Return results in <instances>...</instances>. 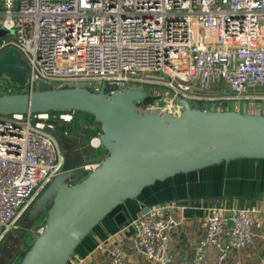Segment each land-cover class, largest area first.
<instances>
[{
    "label": "built area",
    "instance_id": "built-area-1",
    "mask_svg": "<svg viewBox=\"0 0 264 264\" xmlns=\"http://www.w3.org/2000/svg\"><path fill=\"white\" fill-rule=\"evenodd\" d=\"M8 47L28 67L25 84L14 92L37 90L40 81L53 87L82 82L98 91L105 82L107 92L145 90L151 100L137 104L147 110L178 115L182 97L204 109L239 110L230 106L233 99H259L251 91L264 90V0H0V52ZM11 82L2 84L9 93ZM225 89L229 94H221ZM81 112L0 115V243L64 170L66 153L52 120L67 132L85 118ZM185 206L155 203L132 219V251L169 264L171 234L182 223L174 209ZM200 228L196 262L210 255L223 262L264 231V209L212 203ZM112 238L97 247L108 253L101 264H125L130 252ZM68 264L94 263L90 255L73 254Z\"/></svg>",
    "mask_w": 264,
    "mask_h": 264
},
{
    "label": "water",
    "instance_id": "water-1",
    "mask_svg": "<svg viewBox=\"0 0 264 264\" xmlns=\"http://www.w3.org/2000/svg\"><path fill=\"white\" fill-rule=\"evenodd\" d=\"M3 32V31H1ZM24 85L28 67L15 47L0 52V76ZM94 91L82 82L0 94V115L11 112L75 109L101 124L100 143L108 154L80 181L71 183L75 157H66L59 173L30 208L45 222L19 264H68L83 239L115 207L136 198L158 180L181 172L250 157L264 158V111L204 109L180 98L175 115L147 110L137 102L146 92L123 87ZM62 138L66 125L52 120Z\"/></svg>",
    "mask_w": 264,
    "mask_h": 264
},
{
    "label": "crops",
    "instance_id": "crops-1",
    "mask_svg": "<svg viewBox=\"0 0 264 264\" xmlns=\"http://www.w3.org/2000/svg\"><path fill=\"white\" fill-rule=\"evenodd\" d=\"M166 201L186 205L174 209L182 223L171 234L172 264H195L196 245L202 235L200 221L210 204L224 201L237 206L256 204L264 209V158L231 159L156 181L138 197L126 199L115 207L83 239L74 254L90 255L94 264H101L108 253L97 247L113 237L112 240L130 252L125 264H145V258L132 251L135 230L129 223L149 206ZM263 255L264 231H259L248 248L232 252L228 259L259 264Z\"/></svg>",
    "mask_w": 264,
    "mask_h": 264
},
{
    "label": "rangeland",
    "instance_id": "rangeland-1",
    "mask_svg": "<svg viewBox=\"0 0 264 264\" xmlns=\"http://www.w3.org/2000/svg\"><path fill=\"white\" fill-rule=\"evenodd\" d=\"M10 78L2 74L0 76V94L9 93V90L6 89L2 84L3 82H9ZM10 86L12 88L11 92L16 91L19 88V85L15 82H11ZM220 88L212 89V93H217ZM221 91H223L221 93ZM221 94H229L227 89L221 90ZM219 93V91H218ZM252 95H260L262 98H250L248 100L233 99V103L230 105L232 107H237L241 111L248 112H257L264 111V90L262 89H253L251 91ZM151 95H147L145 100L148 102L151 100ZM237 102V103H236ZM235 104V105H234ZM230 107V108H232ZM85 118L82 122L77 121L74 123L68 133V138L66 145L72 146L70 151L67 152L69 155H76V152H80V157L77 160L75 165L73 175L70 178L71 183L80 181L89 171H85L83 165L97 159L102 160L107 154L108 149L105 148L101 143L97 145L92 138L99 137L101 133V124L96 121V119L86 113L81 112ZM87 117V118H86ZM46 218V211H43L35 219L27 217L26 214L22 216L18 223V227L13 228L0 243V264H19L21 261L25 250L28 249L33 243L36 236L39 234V229L43 226ZM242 257V255H240ZM173 259V256H172ZM145 264H153L146 259L144 260ZM173 260L169 263L172 264ZM195 264H250V262L236 263L234 258H227L223 262H218L215 255H210L205 262ZM258 264V263H257ZM260 264V262H259Z\"/></svg>",
    "mask_w": 264,
    "mask_h": 264
},
{
    "label": "flooded vegetation",
    "instance_id": "flooded-vegetation-1",
    "mask_svg": "<svg viewBox=\"0 0 264 264\" xmlns=\"http://www.w3.org/2000/svg\"><path fill=\"white\" fill-rule=\"evenodd\" d=\"M68 133H69V130L65 133V135L62 137V138H60L59 136H58V138H59V141H60V144H61V146L63 147V149H64V151H65V153H66V157H68V156H73V155H68L67 154V152L68 151H70L71 149V147L72 146H70V145H66V143H68V141H67V138L69 137L68 136ZM58 135H59V131H58ZM80 155V152L79 151H77L76 152V155H74V157H75V162L77 163V160H78V158L80 157L79 156ZM26 216L27 217H31V218H33V216L30 214V209L27 211V213H26ZM39 216V215H38Z\"/></svg>",
    "mask_w": 264,
    "mask_h": 264
},
{
    "label": "bare ground",
    "instance_id": "bare-ground-1",
    "mask_svg": "<svg viewBox=\"0 0 264 264\" xmlns=\"http://www.w3.org/2000/svg\"><path fill=\"white\" fill-rule=\"evenodd\" d=\"M94 142H95L96 144H98V142H99V138H95V139H94Z\"/></svg>",
    "mask_w": 264,
    "mask_h": 264
},
{
    "label": "trees",
    "instance_id": "trees-1",
    "mask_svg": "<svg viewBox=\"0 0 264 264\" xmlns=\"http://www.w3.org/2000/svg\"><path fill=\"white\" fill-rule=\"evenodd\" d=\"M71 127V126H70ZM70 129V128H69Z\"/></svg>",
    "mask_w": 264,
    "mask_h": 264
}]
</instances>
